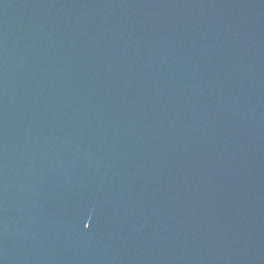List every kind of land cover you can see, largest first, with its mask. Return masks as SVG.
Returning a JSON list of instances; mask_svg holds the SVG:
<instances>
[{
  "label": "water",
  "instance_id": "95a60500",
  "mask_svg": "<svg viewBox=\"0 0 264 264\" xmlns=\"http://www.w3.org/2000/svg\"><path fill=\"white\" fill-rule=\"evenodd\" d=\"M0 264H264V0H0Z\"/></svg>",
  "mask_w": 264,
  "mask_h": 264
}]
</instances>
